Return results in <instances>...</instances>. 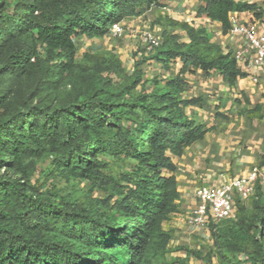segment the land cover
Returning a JSON list of instances; mask_svg holds the SVG:
<instances>
[{"label": "trees", "instance_id": "16d2710c", "mask_svg": "<svg viewBox=\"0 0 264 264\" xmlns=\"http://www.w3.org/2000/svg\"><path fill=\"white\" fill-rule=\"evenodd\" d=\"M198 1L224 34L232 13L263 16L245 0ZM162 6L161 0H0V264H190L192 256L202 264L214 258L241 264L238 256L264 264L259 184L247 201L237 200L233 218L209 225L216 253L177 248L186 257L166 259L174 231L164 225L179 210L177 159L208 132L188 114L202 99L184 97L187 76L218 73L228 86L246 77L211 31L168 19L187 41L165 31L151 54L168 74L181 67L154 80L149 92L133 94L139 75L116 92L111 81L83 77V93L66 102L52 105L39 97L74 72L79 38H103L113 24ZM32 73L38 77L33 89L17 91L11 84ZM262 111L257 106L247 113L263 118ZM44 162L66 180L88 181L91 194L70 200L42 192L35 176ZM109 162L130 167L108 175ZM98 191L109 194L94 197Z\"/></svg>", "mask_w": 264, "mask_h": 264}, {"label": "crops", "instance_id": "0c3cea01", "mask_svg": "<svg viewBox=\"0 0 264 264\" xmlns=\"http://www.w3.org/2000/svg\"><path fill=\"white\" fill-rule=\"evenodd\" d=\"M245 1L261 7L262 18L257 19L253 12L232 13L231 25L255 23L264 31V0ZM161 3L163 6L160 8L168 12L170 19L208 29L213 34L214 42L223 49L231 50L233 54L244 49L241 38L224 34L219 24L206 19L200 12L201 3L198 0H161ZM179 34L186 42L185 34ZM245 65L239 67L246 77L239 79L234 86L226 85L218 73L207 75L197 71L187 76L188 87L184 97H197L189 95L197 80L206 89L201 95L212 96L214 105H195L188 109L189 116L208 132L203 140L188 147L177 159L179 210L165 223L166 230H173L175 234L182 233L180 229L184 227L190 232L195 230L187 224V219L198 204L195 189L199 183L218 187L231 179L248 175L254 167H259L264 173V117L251 118L247 113L257 106L263 109L261 113L264 112V71ZM180 67V64H176L172 68L173 75L161 67L159 73L163 77L174 76Z\"/></svg>", "mask_w": 264, "mask_h": 264}, {"label": "rangeland", "instance_id": "374dc122", "mask_svg": "<svg viewBox=\"0 0 264 264\" xmlns=\"http://www.w3.org/2000/svg\"><path fill=\"white\" fill-rule=\"evenodd\" d=\"M168 19L170 18L166 10L156 8L144 15L126 18L123 21V25L127 29V33L121 39H114L109 34L103 38H79L75 57L77 67L74 72L67 74L63 82L56 88L40 90L41 94L39 97L52 105L66 102L75 94L83 93L87 85V79H83V77H88L91 81H101V83L111 81L109 87L116 92L139 75L142 82L133 90V94L151 91L150 89L154 85L153 81H160L164 75L159 73L160 66L153 60L154 54L146 50L141 37L145 31H152L160 37L163 36L165 31L180 33L179 30L168 26ZM113 64L118 66L119 72L105 70L106 66H112ZM18 80H12L11 84L15 83V89L22 91L33 89L38 82V77L36 73H32L24 80ZM8 83H10V80H8ZM197 83L200 84L196 80L195 85L192 86L194 90L189 95H197L198 98L204 99V102L203 100L201 101L203 102L202 104L199 103L197 105H214L212 96L204 97L201 95L206 89L202 88L201 84L197 85ZM0 87L3 88L2 86ZM39 97L35 101H38ZM109 163L110 168L106 171L108 175L118 176L130 167V162L126 163V168L122 166V163ZM53 170L48 162L39 165L35 179L40 180L39 185L43 186L42 192L70 200L83 199L91 194L89 193L90 183L88 181L74 178L66 180L61 177L58 171L53 172ZM203 185L206 184L201 182L198 187ZM108 194L98 191L94 192L93 196L105 198ZM180 230L182 233H174V239L170 244L171 252L166 255L167 260L184 259L186 257V252L175 251L177 248L200 251L205 254L209 251L217 252L215 239L208 228L198 229L197 231L192 230L191 232L187 227ZM237 258L242 262L241 264H249L242 256ZM213 263L220 264L217 258H214ZM190 264L202 263L192 256ZM233 264H237L235 259H233Z\"/></svg>", "mask_w": 264, "mask_h": 264}, {"label": "built area", "instance_id": "2783aa9c", "mask_svg": "<svg viewBox=\"0 0 264 264\" xmlns=\"http://www.w3.org/2000/svg\"><path fill=\"white\" fill-rule=\"evenodd\" d=\"M127 33L123 22L111 26L109 35L121 39ZM229 34L244 41V49L233 54L238 66L245 65L264 71V31L255 23L233 24ZM141 40L150 53L162 45V38L152 31L142 33ZM264 189V173L259 167L243 177L234 178L218 186H199L195 189L198 202L195 211L188 217L187 224L193 229L208 228L211 223L233 218L237 200L247 201L253 196L256 185Z\"/></svg>", "mask_w": 264, "mask_h": 264}]
</instances>
